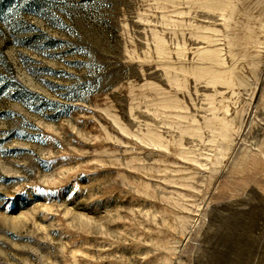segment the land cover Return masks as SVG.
<instances>
[{"label":"rangeland","instance_id":"obj_1","mask_svg":"<svg viewBox=\"0 0 264 264\" xmlns=\"http://www.w3.org/2000/svg\"><path fill=\"white\" fill-rule=\"evenodd\" d=\"M0 264H264V0H0Z\"/></svg>","mask_w":264,"mask_h":264}]
</instances>
